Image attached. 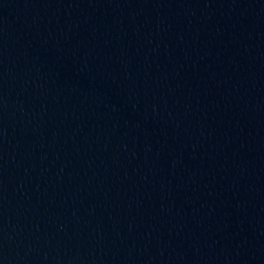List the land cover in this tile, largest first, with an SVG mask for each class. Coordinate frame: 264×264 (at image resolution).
Here are the masks:
<instances>
[{
	"label": "water",
	"instance_id": "water-1",
	"mask_svg": "<svg viewBox=\"0 0 264 264\" xmlns=\"http://www.w3.org/2000/svg\"><path fill=\"white\" fill-rule=\"evenodd\" d=\"M0 264H264V0H0Z\"/></svg>",
	"mask_w": 264,
	"mask_h": 264
}]
</instances>
